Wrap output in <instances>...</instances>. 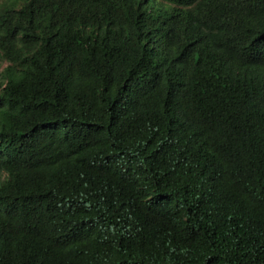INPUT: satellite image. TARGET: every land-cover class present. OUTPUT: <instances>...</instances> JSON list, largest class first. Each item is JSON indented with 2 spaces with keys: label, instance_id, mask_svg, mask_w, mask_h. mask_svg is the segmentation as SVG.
<instances>
[{
  "label": "trees",
  "instance_id": "16d2710c",
  "mask_svg": "<svg viewBox=\"0 0 264 264\" xmlns=\"http://www.w3.org/2000/svg\"><path fill=\"white\" fill-rule=\"evenodd\" d=\"M0 264H264V0H0Z\"/></svg>",
  "mask_w": 264,
  "mask_h": 264
}]
</instances>
